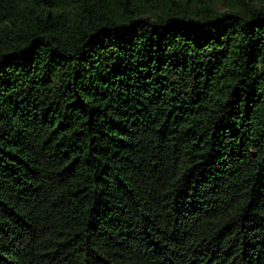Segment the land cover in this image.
<instances>
[{
	"label": "trees",
	"instance_id": "16d2710c",
	"mask_svg": "<svg viewBox=\"0 0 264 264\" xmlns=\"http://www.w3.org/2000/svg\"><path fill=\"white\" fill-rule=\"evenodd\" d=\"M0 264H264V0H0Z\"/></svg>",
	"mask_w": 264,
	"mask_h": 264
}]
</instances>
